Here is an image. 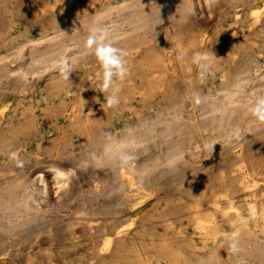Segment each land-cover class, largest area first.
<instances>
[{
    "label": "rangeland",
    "instance_id": "obj_1",
    "mask_svg": "<svg viewBox=\"0 0 264 264\" xmlns=\"http://www.w3.org/2000/svg\"><path fill=\"white\" fill-rule=\"evenodd\" d=\"M263 7L264 0H0V111L6 108L0 113V264H94L107 225L118 228L134 220L125 231L131 233L157 202L159 209L165 207L162 196L188 186L191 180L212 194L224 192L215 178L220 173L246 175L248 167L241 160L244 145L260 140L264 146V122L249 112L264 96V13L260 22L250 15ZM93 26L107 28L113 46L131 55L125 57L129 74L116 80L122 89L139 87L131 63V57L140 58L139 47L175 56L179 74L186 52L179 41L189 31L203 34L208 39L205 46L215 52L230 43V53L225 58L217 52L218 62L212 63L204 79L194 64V76L200 81L197 92L205 98L200 105L193 102L189 82L184 80L180 85L181 93L188 92L184 100L170 102L157 92L143 104L136 89V96L112 108L97 80L100 62L86 45ZM247 40L251 45L245 49L242 42ZM64 60L75 62L65 81L60 71ZM56 81L64 82L57 88ZM79 94H90L95 109L111 122L103 125L98 146L80 143V136L72 133L76 143L62 153L59 147L71 133L69 120ZM48 107L50 111L45 110ZM125 156L129 159H122ZM123 170L135 182L125 178ZM60 171L62 176L57 177ZM8 177L17 178L15 190L6 188ZM183 201L192 203L187 196ZM243 214L250 218L247 211ZM168 216L178 227L175 214ZM255 226L252 230L263 241V250L246 255L233 252L225 243L219 246L215 239L205 244L192 226L187 230L198 255L206 256L212 247L219 249L218 264H264V233ZM70 228L76 230L72 239L65 235ZM163 260L161 264H170L169 259ZM149 264L157 263L152 259Z\"/></svg>",
    "mask_w": 264,
    "mask_h": 264
},
{
    "label": "bare ground",
    "instance_id": "obj_2",
    "mask_svg": "<svg viewBox=\"0 0 264 264\" xmlns=\"http://www.w3.org/2000/svg\"><path fill=\"white\" fill-rule=\"evenodd\" d=\"M61 10L63 12H69L68 11L69 9L67 10L65 8H62ZM263 13H264V7L253 9V10H251V13H250L251 19L252 18L257 19L258 22H260L261 18L263 17L262 16ZM48 15H51V14H48ZM182 21H184V20H181V24H183ZM252 23H256V22L253 20ZM178 24H180V23H177V25ZM175 25L176 24H174V26ZM191 25H193V24H191ZM179 28H178V30H179ZM184 29H185V27H184ZM188 29H190V28H188ZM184 31H183V33H184ZM185 35L182 34L180 41H179V46L185 47V49H186V52L183 54V58H182L181 63H180L181 70H182L181 73L180 74L177 73V70H176L177 66H176V62H175L176 59H175V56H173L172 54L160 52L156 48L150 47V46L147 48L139 47V50L141 52L140 58L137 59V58H134V56L131 57V63H132V66L134 68L135 75H136V77L139 78V81H140V83H138L139 87H131L129 85L125 89H122L121 86H118L120 100L126 101L127 99H130L134 93H135L134 96H136V92H135L136 89H139V95L142 98V101H140V103L143 102V104L148 99L149 96H154V93H157V92L161 93L163 98L167 101L172 102V101L181 100L183 97L187 96V94H188L187 91H184L183 93H181V91H180V85L183 83L184 80H188L190 89L193 93L197 92L198 91V84L200 81H198L196 79V77L194 76L196 69L194 70V64L192 63V60H191L192 59L191 58V51H195V52H197V51H199V52L211 51L215 56L212 60V63H216V62H218L217 52H218V54H219V52H220V54L223 53V55H225V58L229 56L230 48H229L228 44H230V43L227 42L228 40L223 41L224 43L227 42L228 44H224L225 46L223 47V49L220 48L221 49V50L219 49L220 51L215 52L211 49H208L205 46V43H206L205 38L206 37L204 38L203 34H199L196 32L192 33L189 31ZM162 37H165V34ZM249 40L242 42L243 48L246 49L248 47V45H251ZM171 44H172V42L170 43V45ZM207 46H210V45H207ZM171 47L173 48V45ZM133 48L134 47H128V50H132ZM172 48H170V49L172 50ZM232 48H233V46H232ZM136 51L138 52V50H136ZM252 53H253V51H252ZM132 54H134V53L132 52ZM175 55H176V53H175ZM178 58H180V57H178ZM234 62H236V61L234 60ZM170 66L174 67V71L171 70L172 68H170ZM197 69H199V68H197ZM193 70H194V72H193ZM177 74H178V76H177ZM223 77H226V75ZM229 77H230V74H229ZM228 80H229V78H228ZM64 81H65V79H64ZM64 81H56L54 84L58 88V87L62 86ZM182 86H183V84H182ZM238 86H240V85H238ZM232 88H234V87H232ZM234 90H235V88H234ZM152 99H154V98H152ZM183 100H184V98H183ZM61 105H64V103L62 102ZM143 107H144V105H143ZM119 108H120V106H119ZM73 109L74 110L72 111V114H71L70 120H69V125H68L69 128L71 129V133L62 138L63 144L59 147V151L62 152L65 150L67 145L72 144V143H76L71 136L72 133L73 134L77 133L80 136V140H79L80 143L90 142V144L92 146H95V147L98 146L99 144L97 143V141L102 136V127L104 124L107 125L108 123L111 122L110 117L105 115V114H102L101 113L102 110H100L99 108L97 110L95 109L94 98L90 94L89 95L79 94L76 97V101L73 104ZM134 109H133V111H134ZM4 110L2 109L0 111V113H4L3 112ZM45 110L50 111V107L46 108ZM146 111H150V110L148 109ZM47 113H49V112H47ZM135 114H136V111H135ZM33 118L34 117L32 115L30 117V119L27 121L29 126L32 125ZM231 120H234V119H231ZM11 125H13V124H11ZM195 125H197V124H195ZM12 127H14V126H12ZM149 127L150 126H148V128ZM197 128H199V127H197ZM204 128L205 127H203L202 129H204ZM194 140H195V138H194ZM115 142H118V141L115 140ZM209 142H211V141H209ZM192 143H194V142H192ZM261 143L262 142H260V140H258L255 142V144H245L244 145V148H243L244 151L242 152L243 153L242 154L243 159H241V160H243L247 164L248 172L246 173V175H242V174L227 175L226 173L222 172L217 177H215L220 182V186L224 189L223 193L208 194L207 189L196 187L194 184L195 182L193 181V183H192V180H191L190 181L191 184L187 183V184H189L188 186L183 187V188L178 189V190H175L173 193H168V194L162 196L160 198V201L165 202V207L163 209H159L158 206H159L160 202H157L156 205L153 206L154 209L146 212L144 214V216L141 218V221L139 224V229L135 228L131 233L125 232V231H127L133 227L134 220L131 221L129 224L118 227V228H114V226L112 224L107 225L109 227V231L107 233H105L106 235L104 236V241H103V246L101 248V252L100 253L97 252L99 254L96 257L95 262L93 261L94 264H149V262L152 259H154L157 264H161L163 259H169L170 264H218L221 261V253H220L218 248L212 247L211 249H209V253L206 256H201V255L197 254L198 246H197L195 240L193 239V237L191 236V234L188 233L187 229L189 226H192L194 228V230L199 232V234L202 238V241L205 244L207 243V240L215 239V241H217L219 246H222L223 245L222 243H225L226 245L229 246V248H231V245L233 243H235L239 249V252L244 253V255H246L245 252H260V251H262L263 250V243H262L263 241L261 242L257 236V233L255 235V233L252 230V225L254 224V225L259 226L261 228L262 234L264 233V146ZM175 144H177V143H175ZM51 145H53V144H51ZM72 145H74V144H72ZM108 145H111V144H108ZM55 147H57V146H55ZM109 147L112 148V146H109ZM209 148H210V146H209ZM216 149H218V148H216ZM236 152H238V151H236ZM93 155H92V157H93ZM206 155H207V152H206ZM232 156H235V155H232ZM106 157H108V156H106ZM228 160H230V159H228ZM242 164H244V163H242ZM238 165H239V163H238ZM194 169H195V167H194ZM240 169H242V168L240 167ZM245 171H246V169H245ZM245 171L243 173H245ZM123 174L122 175L125 176V178H127V179H132V180L134 179L132 176H130L131 173L129 175H127L126 170H123ZM56 176L57 177L62 176L61 171L56 172ZM212 178L213 177L210 176L207 179V181L209 182L210 180H212ZM127 182H130V181L127 180ZM133 182H135V181L133 180L131 183H133ZM0 183H2V182H0ZM131 183H128V184L131 185ZM196 184H198V183L196 182ZM17 185H18L17 178L8 177L5 179V186L7 189H9V188L13 189L14 188V190H15V187ZM1 188H2V186L0 184V190H1ZM149 195H152V194H149ZM183 196H187L188 199L192 203L183 201ZM14 201H16V200H14ZM135 206H136V204H135ZM141 209H142V207H141ZM245 211L248 212V215H250V218L244 216L243 213ZM11 212H13V211H11ZM95 212H93V213H95ZM139 213H140V211H139ZM170 214H175L176 219L179 222L178 227H174L175 223L168 216ZM93 215H95V214H93ZM220 217H221V219H220ZM69 225H70V223H69ZM227 226L229 227L228 229H227ZM21 228H23V227H21ZM66 228L67 227L65 225V229ZM89 228L93 229L91 227H89ZM255 229H254V231H255ZM75 231L76 230L70 228L68 230L67 234H65V235L67 236V238L72 239L76 234ZM93 232H95V231H92V233ZM260 236H262V235H260ZM204 243H203V245H204ZM90 244H91V242H90ZM98 251H100V250H98ZM233 255H235V253H233ZM250 255H252V254H250ZM47 257L48 258L51 257L50 252L47 254ZM251 257H253V256H251ZM255 259L252 258V260H255ZM241 260H243V259H241ZM163 263L165 264V262H163ZM245 263H247V262L245 261ZM249 263L251 264V262H249Z\"/></svg>",
    "mask_w": 264,
    "mask_h": 264
},
{
    "label": "clouds",
    "instance_id": "obj_3",
    "mask_svg": "<svg viewBox=\"0 0 264 264\" xmlns=\"http://www.w3.org/2000/svg\"><path fill=\"white\" fill-rule=\"evenodd\" d=\"M86 45L94 49L95 55L102 67V73L97 77L102 93H106L105 100L108 106L117 107L120 104L119 88L116 80H123L128 75L125 57L128 55L121 49L113 46L108 37V30L105 27L93 26L89 29ZM214 54L211 51L195 52L192 56V63L200 69L202 79L206 78L212 67ZM75 62L64 60L60 66V71L64 79L68 80L69 74L73 72ZM204 97L199 92L193 93V102L200 105L204 102ZM249 112L258 121L264 122V96L259 97L253 105L249 107ZM17 158L16 153H12ZM127 160L129 157H122ZM233 252L239 251L237 245H231Z\"/></svg>",
    "mask_w": 264,
    "mask_h": 264
}]
</instances>
